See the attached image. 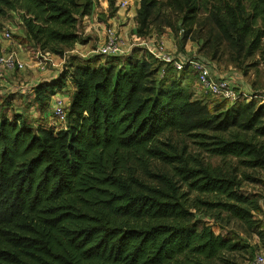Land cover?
Here are the masks:
<instances>
[{
	"label": "trees",
	"instance_id": "trees-1",
	"mask_svg": "<svg viewBox=\"0 0 264 264\" xmlns=\"http://www.w3.org/2000/svg\"><path fill=\"white\" fill-rule=\"evenodd\" d=\"M138 2L139 36L156 11L184 23L203 15L206 59L264 63V0ZM92 8L90 0H0V18L18 13L29 42L63 57ZM123 58L79 63L34 88L45 112L73 87L58 131L0 106V264H236L228 256L241 247L208 224L198 230V216L226 213L257 228L260 200L241 189L256 181L246 171L264 172V105L199 100L195 73L168 67L162 78L163 65L145 53ZM172 134L220 163L166 142Z\"/></svg>",
	"mask_w": 264,
	"mask_h": 264
},
{
	"label": "rangeland",
	"instance_id": "rangeland-1",
	"mask_svg": "<svg viewBox=\"0 0 264 264\" xmlns=\"http://www.w3.org/2000/svg\"><path fill=\"white\" fill-rule=\"evenodd\" d=\"M90 1H92L93 3L92 10L94 11L93 13H91V15H96V21L98 23H101L102 25H111L112 27L116 28L118 33L122 34V36L126 38L127 42L130 44L133 43L134 40L137 41V39L139 40L157 36L161 39L169 40L170 44L173 43L180 50H184L183 53L185 55H191V57L194 58H203L204 56L199 52L208 53L210 51L209 47H203V39L206 36V32H208L210 29V26L207 25L205 30H203V32L201 31V25H203L204 23L202 22L204 19L203 15L197 16V18L193 21L184 23L181 19V15H170L165 10L161 13L156 11L151 17V25L149 26V28L139 36V34L137 33L139 27L137 21V11L139 9L138 0L134 1L128 8L125 9L120 6V2L123 0ZM78 21H81L80 15ZM5 30L9 31L12 35V39L10 40V42L13 49L27 58L24 61L26 62V69L23 72L28 71L30 74L32 72L34 73L32 66L36 65L37 62L44 63L45 61L46 63H50L54 58L57 60L55 61L56 65L53 66L51 64L46 67V70H48V73L50 74L39 77V79L35 82L39 80L41 82L44 79L52 78L58 72L61 73L63 71H70L72 66L75 67L79 63L89 64L90 62H92L93 64L98 66L107 64L106 62L109 61V59H105L103 57L99 58L83 55V50L85 51V49H87L86 46L88 44L90 46L89 49L95 47L96 45V43L94 42L91 43L92 39L89 38L90 34L87 33L89 35L88 36L85 32H83L80 36L79 43H77L73 46V48L64 53L63 57L65 56V59H60L61 57L54 54H49L48 56H46L45 53H43V55L39 52L38 48H36L31 42L27 40V38H25L23 22L18 13L13 12L7 18H0V34H2ZM124 31H126V33H123ZM7 43L8 42H6V44ZM138 44L139 43H136L134 47H131L132 52L129 53V56H133L134 53L141 54V52H143ZM188 45L195 49V51L193 50V52L190 51L193 54H190V52H188L189 54H186L185 49H187ZM145 53L147 54V52ZM43 57L46 59H44ZM222 58L223 64L228 65V57L223 55ZM99 59L100 61L98 63L101 64L96 63ZM125 59L126 58L120 59V61L116 62V64L124 63L126 61ZM85 60H87L88 62ZM256 61L257 60H248L243 64H235L233 65L235 67H233L232 70L234 73L239 74L238 77H244V82L246 84L248 83L249 85L251 81H254L256 85L262 87L264 86V63L262 62L255 66L254 63ZM37 65L39 67L38 63ZM227 70L228 69L226 67V69H223V72L229 73V70ZM226 75L232 77L230 74ZM256 91H258L257 93H262L263 90L260 88ZM65 92H62V94H60L63 95L64 99L66 100L65 95H67L68 90H66ZM9 99V97L4 98L0 96V106L3 107L6 116L9 118H12V112H14L15 114H20L23 117L30 119L35 126L53 128L56 131L67 126L66 121H60L55 117L52 107L53 98L51 99V103H49L47 110L41 114V117L34 118L35 120H33V118H29L30 115H27L24 111H18L14 109ZM215 102V106L213 105L214 107L228 106L226 102ZM213 106L211 108H213ZM165 141H169V143L172 144H179L178 146L180 147V149L188 145L190 148V154L192 156L204 158L207 162H212L213 165H218L220 163V160L217 158L211 159L206 154L198 153V150H196L192 143L187 140V137H180L177 134H172L165 136ZM245 173L253 175L254 179H256L255 182H244L241 192L246 195L248 194L258 197V199L260 200L261 214L258 215L259 222L257 228L251 229L242 222L228 217L226 213L222 214L219 217H215V219H210L199 215L198 220L200 221V223H197L198 230L201 229L204 224H208L213 227L215 233H220L231 238L241 247V250L228 256L231 258V262H234L236 264H252L257 254H264V172H260L259 174V172L246 171Z\"/></svg>",
	"mask_w": 264,
	"mask_h": 264
},
{
	"label": "built area",
	"instance_id": "built-area-1",
	"mask_svg": "<svg viewBox=\"0 0 264 264\" xmlns=\"http://www.w3.org/2000/svg\"><path fill=\"white\" fill-rule=\"evenodd\" d=\"M136 0H123L120 6L128 8ZM93 15V14H92ZM102 24L100 23L99 26ZM103 26V25H102ZM101 40L96 43L88 51V56L103 57L107 59H118L128 57L132 52L131 47L139 43L138 46L147 55L163 65L160 71L161 77L166 76L165 69L171 67L175 73H181L189 70L198 78V84L203 93L215 99H220L229 102L230 104H237L239 102L258 101L264 105V92L262 93H244L239 89V82L232 78L227 77L221 73L214 64L205 57L194 58L191 56L177 55L175 52L168 50L164 39L159 37H149L144 39L134 40L133 43H128L127 39L118 33L117 29L112 26H103ZM12 35L9 31L5 30L0 34V79L4 80L10 78L16 73H21L26 69L25 62L20 58L19 53L13 49L10 40ZM6 42H8L6 44ZM40 53H45L48 56L50 53L39 50ZM69 53V52H68ZM44 55V54H43ZM87 56V55H86ZM44 58V57H43ZM46 59V58H44ZM60 59H65V56ZM44 61V60H43ZM39 66L46 67L48 65H55L51 60L50 63L37 62ZM56 94L53 97V111L55 117L60 121L66 119V100L62 96ZM252 264H264V254H257Z\"/></svg>",
	"mask_w": 264,
	"mask_h": 264
},
{
	"label": "crops",
	"instance_id": "crops-1",
	"mask_svg": "<svg viewBox=\"0 0 264 264\" xmlns=\"http://www.w3.org/2000/svg\"><path fill=\"white\" fill-rule=\"evenodd\" d=\"M99 25H100V23H98L96 21V15L84 17L81 19L80 23L78 24L79 34L82 35L83 32H85L86 34L88 33V34H90L89 38L92 39L91 43L92 42L98 43L101 40V37L103 34V32H101V30H103V26H104V25L103 26L102 25L99 26ZM109 26H111V25H109ZM123 33H126V31H124ZM154 37H157V36H154ZM164 41H165L166 46H167L169 51L175 52V53H177V55L187 56L183 53L184 50H180L173 43L170 44L169 40L164 39ZM173 46H175V47H173ZM86 47H87V49H85V51L83 50L84 56L85 55L88 56V51L90 48L89 44ZM193 50L195 51V49H193L190 45H188L187 49H185V52H186V54H189L188 52H190V51L193 52ZM143 52L145 53V51H143ZM192 52H190V54H193ZM19 55L23 61H25L27 59L24 56H22V54H19ZM53 61L55 62L57 60L54 58ZM85 61H87V60H85ZM99 61L100 60H98L96 63H98ZM98 64H101V63H98ZM213 64L224 75L230 74L232 77H234V79H236L239 82L240 91H242L244 93H248V94L258 92V91L254 92L252 90V81L248 85V83L246 84L244 82V77H238L239 74L233 72V70H232L233 66L232 65H230V64L226 65L223 63H220V64L219 63L218 64L213 63ZM90 65H91V67L96 66L93 63H91ZM226 67L229 70V73L223 72V69H226ZM32 69H33L34 73L32 72L31 74L28 71H25V72L17 73L15 75H13L12 77L6 78L4 80L0 79V96L4 97V98L9 97L10 98L9 101L12 104V107L14 109H16L18 111H24L27 115H30L29 118H33V120H35L34 118L41 117V114L43 112H39L36 108L35 103H34V88L41 82L51 81V80L57 78L60 73L58 72L52 78L44 79L41 82H40V80L35 82L36 80L39 79V77L49 75L50 73H48L49 71L46 70L45 67H41V66L38 67L37 63H36V65L32 66ZM190 75L193 76V74H190ZM226 76H228V75H226ZM240 78H243V79H240ZM190 82H192V80H190ZM67 90H68V93H67V95H65V97H66V105L69 106L70 102H71L70 93H72L74 89L70 85ZM192 90L195 92V96H196L195 98L196 99L205 100L209 96V95H206L205 93H203L201 91V89H200L199 85L196 83V81L192 85ZM61 94H62V92H61ZM61 94L59 93V95L63 97V95H61ZM205 101H213V99L208 98V100L206 99ZM52 107H53V101H52Z\"/></svg>",
	"mask_w": 264,
	"mask_h": 264
}]
</instances>
